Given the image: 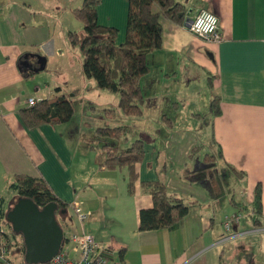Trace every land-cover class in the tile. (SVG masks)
I'll list each match as a JSON object with an SVG mask.
<instances>
[{
  "label": "crops",
  "instance_id": "obj_1",
  "mask_svg": "<svg viewBox=\"0 0 264 264\" xmlns=\"http://www.w3.org/2000/svg\"><path fill=\"white\" fill-rule=\"evenodd\" d=\"M177 1L185 8L211 11L222 39L205 42L180 24L159 19L160 47L146 55L149 70L139 80L142 113L130 117L139 130L119 144L123 147L135 138L143 142L142 160L133 165L136 180L128 191L127 169L99 166L100 139L93 125L77 118L74 109L63 123L24 124L19 110L28 105L26 100L52 97L56 87L72 105L87 86L98 95L110 94L84 80L78 65L49 62L50 36L39 18L48 10L47 0H0V186L6 187L14 174L41 177L58 198L70 206L77 202L87 213L82 229L97 242V252L107 254L105 264H223L226 238L258 232L264 239V0ZM61 2L50 0V9L52 5L62 8ZM126 8V0H100L96 6L97 23L115 27L118 42L124 35ZM25 53L32 66L36 63L31 54L45 57L44 68L59 69L64 80L48 83L36 76L42 70L23 76L18 66L23 68ZM55 55L63 54L56 49ZM201 95L204 104L212 96L218 98L219 113L209 119V139L214 152L219 148L220 157L207 165L199 160L195 170V155L191 159L186 155L192 146L200 145L186 135L170 136L168 129L174 127L178 121L174 114L183 107L185 113L191 112L188 116H198L195 108ZM111 96L116 100L115 93ZM92 103L83 98V111L94 110ZM229 166L243 175H234ZM219 172L241 179L239 199L233 200L244 205L250 203L254 185L260 184V228L245 229L240 222L229 226L228 236L222 234L223 221L219 227L216 214L223 210L214 209L223 186ZM156 178H163L168 193L188 204V212L172 229L138 231V210L151 206L140 182ZM70 206L63 233L78 230ZM2 208L5 211L3 202ZM12 254L19 256L11 248L9 264Z\"/></svg>",
  "mask_w": 264,
  "mask_h": 264
},
{
  "label": "trees",
  "instance_id": "obj_2",
  "mask_svg": "<svg viewBox=\"0 0 264 264\" xmlns=\"http://www.w3.org/2000/svg\"><path fill=\"white\" fill-rule=\"evenodd\" d=\"M99 2L100 0H81L79 6L71 10L72 16L81 24V33L67 31L68 42L72 46H77L81 53L82 60L79 65L81 77L84 80L91 79L98 89L115 93L116 107L121 114L138 117L142 113L143 103L139 80L149 70L146 55L160 47L159 19L180 24L185 4L177 0H126L124 35L122 41L118 42L115 27L97 23L96 6ZM18 70L25 77L35 72L21 66H18ZM54 90L56 93L52 97L34 101L19 110L26 126L63 123L70 119L73 113L72 101L60 93L58 87ZM208 111L211 116L219 113L217 96H212L208 100ZM103 113L106 117H111L114 109L104 108ZM162 117L168 122V118L164 115ZM94 132L100 139V149L103 151L99 166L109 169L125 167L128 171L127 189L131 191L136 180L133 165L142 160L144 153L142 140L135 138L125 147H121L119 144L126 141L128 132L126 125H102L96 127ZM198 150L199 146H192L188 150L186 159H191ZM219 157L220 151L217 147L214 153H204L201 161L207 165ZM229 168L234 175H243L242 171L230 166ZM6 187L13 192L7 208L12 205L16 197L27 198L38 208L46 203H53L55 220L63 231V220L70 205L58 198L43 178L14 174ZM140 187L150 196L151 206L138 210V231L172 229L187 214L188 204L180 196L168 193L163 178L142 181ZM2 202L0 198V244L8 252L11 248H15L21 262L25 264L22 237L11 231L10 225L4 218L7 208L4 211ZM228 203L234 209L233 216L241 212L246 221H249L251 229L261 227L259 183L254 185L252 199L248 205L234 201L232 196L229 197ZM121 255L119 250V261ZM0 264L5 263L0 261Z\"/></svg>",
  "mask_w": 264,
  "mask_h": 264
},
{
  "label": "rangeland",
  "instance_id": "obj_3",
  "mask_svg": "<svg viewBox=\"0 0 264 264\" xmlns=\"http://www.w3.org/2000/svg\"><path fill=\"white\" fill-rule=\"evenodd\" d=\"M81 0H63L62 8L56 9L55 6H51L50 9V0H47L48 10L46 13L41 15V20H43L47 27V34L50 36L49 41V51H48V59L53 64L62 63L63 60L65 64L71 63L75 65H80L82 60L81 53L77 46H72L69 44L66 33L67 31H75L77 33H81V24L78 20H76L72 14L71 10L77 6H79ZM45 17V18H44ZM46 34V35H47ZM57 44V47H56ZM59 49L63 54L62 56H56L55 50ZM45 58V57H44ZM67 62V63H66ZM38 78H43L44 81L48 83L55 84L56 82L61 83V79L64 80V72H61L57 68H53L49 65L45 66V68L38 73ZM198 80V79H197ZM89 82H93L91 79ZM198 83L199 80H198ZM198 90L201 89V86H197ZM88 89V86H87ZM84 90V92H79L76 100L73 102L75 116L79 119H86L88 123L93 125V129H95L98 124L114 126V125H126L130 131L127 134V137H132L135 133L138 132V127L135 124H131L132 119L130 117L124 116L116 107V100H113V93L108 91L110 95L97 94L93 91ZM99 90V89H98ZM107 92V91H105ZM201 97H197L198 99V107L195 108L197 113V117L188 116L191 113L187 110L186 115L184 107L178 111L177 114H174V117L177 115V122L174 124L172 129H168L169 135L175 138H178L180 135H186L190 138H195L194 145H200L198 152L193 157L192 163L194 169H198V161L201 160L202 155L204 153H214L213 148L210 147V113L208 111V104L202 103ZM83 98L93 101L91 104L93 109L87 110V112L83 111ZM201 101V102H200ZM95 104V105H94ZM100 104V109L97 110V105ZM104 108H113L114 114L111 117H106L103 113ZM84 112V113H83ZM99 113V114H98ZM74 114V113H73ZM98 115H100V122H98ZM133 123V122H132ZM86 130V129H85ZM157 132V129H156ZM130 141L123 144L125 147ZM191 161V160H190ZM202 164V163H201ZM203 165V164H202ZM192 166V167H193ZM212 170V168H211ZM215 174V169L212 171ZM219 177L222 179V193L219 196L218 205L215 202V212L223 210L220 215L216 214V221H219V227L221 226L222 221L229 220L231 226H236L240 222L245 224V229L250 228L249 223L246 226L247 222L244 218L243 213L240 214L239 220H232L234 211L232 212V207L228 203V199L231 195L234 196L233 199L237 200L238 197V187L242 182L241 179L232 177L229 173L219 172ZM0 198L3 199V204L5 208H7V204L9 200L12 198V192L7 187L0 186ZM224 215H226L224 217ZM232 233L231 228H227L223 230L224 236H228ZM224 243V252L222 255L223 264H264V239L263 235L258 232H249V233H240L237 236L229 238ZM11 263L18 264L21 259L20 257H16L15 254H12ZM10 256V255H9Z\"/></svg>",
  "mask_w": 264,
  "mask_h": 264
},
{
  "label": "built area",
  "instance_id": "obj_4",
  "mask_svg": "<svg viewBox=\"0 0 264 264\" xmlns=\"http://www.w3.org/2000/svg\"><path fill=\"white\" fill-rule=\"evenodd\" d=\"M180 25L205 42L218 43L222 39L218 19L208 9L194 6L186 7ZM26 103L32 104V98H28ZM70 207L78 230L63 234L60 248L47 264H105L107 254L104 251L97 252V242L82 229L87 218L86 211L82 210L77 202H73ZM239 218L240 214L238 213L231 219L236 221ZM222 224L227 229L230 226V221L226 219ZM69 253L73 256L70 257ZM0 261L9 264L8 251L2 244H0Z\"/></svg>",
  "mask_w": 264,
  "mask_h": 264
},
{
  "label": "water",
  "instance_id": "obj_5",
  "mask_svg": "<svg viewBox=\"0 0 264 264\" xmlns=\"http://www.w3.org/2000/svg\"><path fill=\"white\" fill-rule=\"evenodd\" d=\"M23 54L22 65L32 71L44 68L45 58L31 54L35 58L32 66ZM54 204L49 202L38 208L27 198L16 197L6 209L4 218L15 234H20L23 242V262L25 264H43L58 251L63 241V231L54 216Z\"/></svg>",
  "mask_w": 264,
  "mask_h": 264
},
{
  "label": "flooded vegetation",
  "instance_id": "obj_6",
  "mask_svg": "<svg viewBox=\"0 0 264 264\" xmlns=\"http://www.w3.org/2000/svg\"><path fill=\"white\" fill-rule=\"evenodd\" d=\"M28 61V60H27ZM29 62V61H28ZM24 68V67H23Z\"/></svg>",
  "mask_w": 264,
  "mask_h": 264
}]
</instances>
